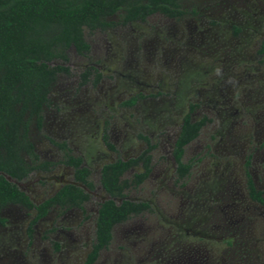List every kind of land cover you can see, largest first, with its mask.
Here are the masks:
<instances>
[{
    "label": "rangeland",
    "instance_id": "1",
    "mask_svg": "<svg viewBox=\"0 0 264 264\" xmlns=\"http://www.w3.org/2000/svg\"><path fill=\"white\" fill-rule=\"evenodd\" d=\"M183 8L188 15L180 20L155 14L85 30L90 52L72 47L67 62L52 63L70 74L58 76L43 127L32 125L30 137L40 159L56 166L10 180L36 204L75 183L52 143L66 142L92 171L95 189L84 210H52L31 238L35 211L4 208L0 264H83L96 239L98 209L109 199L101 168L139 156L147 148L141 135L156 145L153 171L126 199L148 202L152 212L117 225L95 264H264V205L249 197L246 177L248 171L264 194V0H185ZM89 67L101 73L98 85L92 79L81 85ZM139 94L146 98L136 106H122ZM191 105L194 121H210L185 149L193 167L181 185L172 152ZM105 127L114 151L103 140Z\"/></svg>",
    "mask_w": 264,
    "mask_h": 264
},
{
    "label": "trees",
    "instance_id": "2",
    "mask_svg": "<svg viewBox=\"0 0 264 264\" xmlns=\"http://www.w3.org/2000/svg\"><path fill=\"white\" fill-rule=\"evenodd\" d=\"M185 0H0V224L6 220L1 211L18 205L34 210L35 216L27 229L32 237L33 227L56 209L61 213L77 208L84 210L95 189L92 171L84 166L83 158L75 156L66 142L52 143L62 152L61 164L74 170L75 183L63 185L54 195L39 204L10 179L23 181L37 171H51L56 164L42 161L36 152L30 133L34 125L41 130L44 109L50 105L49 94L60 74H70L67 66L52 65L68 61V51L74 48L80 55L90 52L85 30L96 31L146 21L155 14L180 20L188 15L183 8ZM195 14V11H193ZM120 16V23L112 20ZM238 31V30H237ZM264 54V41L260 50ZM81 85L91 81L98 85L102 76L89 67L81 75ZM146 98L139 94L122 103L134 107ZM195 105L183 118L180 133L172 152L176 163V183L184 184L189 178L193 161H184L186 147L195 141L207 118L194 121ZM147 148L137 157L118 159L102 166L100 183L109 199L101 203L96 221V239L84 264H95L103 250L113 240V230L133 217L152 212L148 202L126 199V193L141 186L153 171L152 144L147 136H140ZM103 140L110 150L107 127ZM249 166V161L247 163ZM142 171L131 178L125 175L134 168ZM249 197L264 205V194L257 190L246 171ZM80 184V185H79ZM117 200H121L119 203ZM54 230V229H52ZM55 249L60 245L55 243Z\"/></svg>",
    "mask_w": 264,
    "mask_h": 264
},
{
    "label": "flooded vegetation",
    "instance_id": "3",
    "mask_svg": "<svg viewBox=\"0 0 264 264\" xmlns=\"http://www.w3.org/2000/svg\"><path fill=\"white\" fill-rule=\"evenodd\" d=\"M255 187H256V186H255ZM74 209H76V208H74ZM71 210H72V209H71ZM48 215H49V214H48ZM46 217H47V216H46ZM46 217H45V218H46ZM43 219H44V218H43ZM86 258H87V257H86ZM85 261H86V259H85ZM85 261H84V262H85ZM83 264H84V263H83Z\"/></svg>",
    "mask_w": 264,
    "mask_h": 264
}]
</instances>
